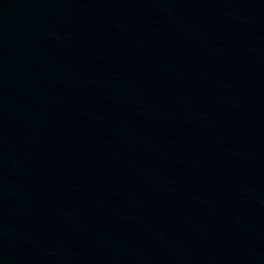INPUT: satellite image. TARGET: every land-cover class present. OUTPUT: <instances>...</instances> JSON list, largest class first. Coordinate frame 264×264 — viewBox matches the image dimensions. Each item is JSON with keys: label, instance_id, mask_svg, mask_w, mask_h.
<instances>
[{"label": "water", "instance_id": "95a60500", "mask_svg": "<svg viewBox=\"0 0 264 264\" xmlns=\"http://www.w3.org/2000/svg\"><path fill=\"white\" fill-rule=\"evenodd\" d=\"M0 58L264 239V0H0Z\"/></svg>", "mask_w": 264, "mask_h": 264}]
</instances>
